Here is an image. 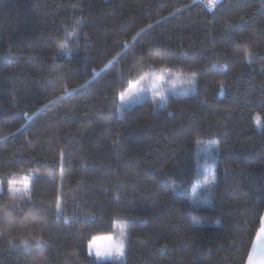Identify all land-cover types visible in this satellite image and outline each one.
Masks as SVG:
<instances>
[{"label": "trees", "instance_id": "1", "mask_svg": "<svg viewBox=\"0 0 264 264\" xmlns=\"http://www.w3.org/2000/svg\"><path fill=\"white\" fill-rule=\"evenodd\" d=\"M263 214L264 0H0V264H246Z\"/></svg>", "mask_w": 264, "mask_h": 264}, {"label": "rangeland", "instance_id": "2", "mask_svg": "<svg viewBox=\"0 0 264 264\" xmlns=\"http://www.w3.org/2000/svg\"><path fill=\"white\" fill-rule=\"evenodd\" d=\"M159 77V79H156ZM143 78V79H142ZM137 81L140 83L137 84ZM136 82L132 83L130 86L135 85L136 90L133 91L130 95H126L124 100L120 99V96L122 93L127 94L130 90V86L127 87L126 90L120 92L118 95V107H128L137 104L140 100L144 98H151L153 102H155L157 105H162L164 98H166L168 95H184L188 93H192L191 89L194 85V79L190 78L189 76H183L181 74H172L169 75L167 73L162 72L161 74L155 75V76H142L138 78ZM162 92L163 95H156V93ZM12 185L10 188L9 185ZM28 183L26 182H10L8 185L9 193L12 197L18 198V197H26L28 196L29 192V186L25 189L24 185ZM123 225H116L114 227V232L109 235H99L97 238L105 237V236H111L112 240L114 241L116 239V235L118 232L119 227ZM91 244V248L89 245ZM104 241L101 239L93 240V238L88 243V254L91 253V255L95 258V260H107V261H113L116 263H122L124 260L125 252H123V255L119 257L115 256H105L98 258L95 255V249L97 247L103 246Z\"/></svg>", "mask_w": 264, "mask_h": 264}, {"label": "snow or ice", "instance_id": "3", "mask_svg": "<svg viewBox=\"0 0 264 264\" xmlns=\"http://www.w3.org/2000/svg\"><path fill=\"white\" fill-rule=\"evenodd\" d=\"M201 2L205 3L207 7L211 8L214 5L215 0H201ZM60 47L63 48V47H65V45L61 44ZM156 79H159V77H157ZM139 83L140 82L137 81V84H139ZM135 90H136L135 85L130 86L129 92L127 94L122 93L120 96V99L124 100L126 95H130ZM156 95L162 96L163 93L159 92V93H156ZM9 187L11 188L12 185L10 184ZM27 187H28V185L25 184L24 188L26 189ZM58 207H59V204H58ZM118 230L121 232H125V228L123 226L119 227ZM97 239L103 240L104 244H103V246L97 247L95 249V255L98 258L109 256L108 250L111 247V245L114 244L115 241L112 240L111 236H105V237H101V238L93 237V240H97ZM89 247L91 248V244L89 245ZM123 252H124V246L121 247L119 254L123 255ZM260 256H264V217H261V228L259 231H257L255 241L253 242V245H252V250L249 252L248 264H255L258 257H260Z\"/></svg>", "mask_w": 264, "mask_h": 264}, {"label": "clouds", "instance_id": "4", "mask_svg": "<svg viewBox=\"0 0 264 264\" xmlns=\"http://www.w3.org/2000/svg\"><path fill=\"white\" fill-rule=\"evenodd\" d=\"M114 244L109 248V256L119 257L121 256L120 249L125 244V232L118 230ZM256 264H264V256L258 257Z\"/></svg>", "mask_w": 264, "mask_h": 264}, {"label": "crops", "instance_id": "5", "mask_svg": "<svg viewBox=\"0 0 264 264\" xmlns=\"http://www.w3.org/2000/svg\"><path fill=\"white\" fill-rule=\"evenodd\" d=\"M217 1H218V0H215V2H217ZM262 217H264V214H263ZM260 223H261V222H260ZM260 228H261V225H260ZM260 228H259V230H260ZM254 241H255V239H254ZM254 241H253V242H254ZM252 245H253V243H252ZM251 247H252V246H251ZM251 250H252V248H251ZM251 250H250V251H251ZM248 255H249V254H248ZM247 258H248V257H247ZM246 264H248V260H247ZM255 264H256V262H255Z\"/></svg>", "mask_w": 264, "mask_h": 264}]
</instances>
